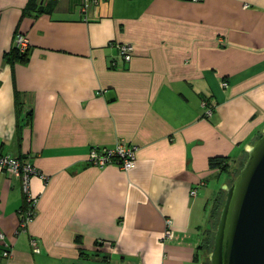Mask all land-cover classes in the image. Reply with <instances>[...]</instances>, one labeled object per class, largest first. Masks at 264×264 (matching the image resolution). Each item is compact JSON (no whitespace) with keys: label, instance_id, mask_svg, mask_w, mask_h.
I'll return each mask as SVG.
<instances>
[{"label":"crops","instance_id":"1","mask_svg":"<svg viewBox=\"0 0 264 264\" xmlns=\"http://www.w3.org/2000/svg\"><path fill=\"white\" fill-rule=\"evenodd\" d=\"M263 128L264 0H0V153L47 177L29 179L21 230L20 182L0 171V264H206L208 159L240 163ZM119 139L132 169L86 162Z\"/></svg>","mask_w":264,"mask_h":264},{"label":"water","instance_id":"2","mask_svg":"<svg viewBox=\"0 0 264 264\" xmlns=\"http://www.w3.org/2000/svg\"><path fill=\"white\" fill-rule=\"evenodd\" d=\"M244 152L236 175L221 187L209 264H264V128Z\"/></svg>","mask_w":264,"mask_h":264},{"label":"built area","instance_id":"3","mask_svg":"<svg viewBox=\"0 0 264 264\" xmlns=\"http://www.w3.org/2000/svg\"><path fill=\"white\" fill-rule=\"evenodd\" d=\"M97 3L98 0H92ZM198 1V0H193ZM84 9V8H83ZM14 48L20 53H25L28 50L29 41L28 38L21 32L17 31L13 39ZM118 51V57L128 62L131 59L133 53V46L130 43L120 42L116 43ZM226 86V82L222 83ZM212 107L207 106L205 115L210 117L212 114ZM136 145L127 144L124 140L119 139L112 146H94L88 150L86 156V162L89 165L101 168L108 163H116L121 169L129 170L135 166L136 161ZM0 171H5L12 177L19 180L21 190L24 194L25 205L19 210V229L25 230L27 225L33 220L35 216V206L38 201L37 196H32L29 189V179L32 175H38L43 180H47L44 175L34 164L29 161H25L12 155L10 153H0ZM196 189L191 190V195H194ZM165 230L163 232V239L172 240L176 238V232L173 228V222L171 218L165 220ZM2 238L3 235L0 234ZM30 243L36 248L37 242L35 239H31ZM3 256H9V250H4Z\"/></svg>","mask_w":264,"mask_h":264},{"label":"trees","instance_id":"4","mask_svg":"<svg viewBox=\"0 0 264 264\" xmlns=\"http://www.w3.org/2000/svg\"><path fill=\"white\" fill-rule=\"evenodd\" d=\"M12 53H14L15 55H19V56H24L27 52L20 54L14 47L12 49ZM208 164L211 168H217L221 173H225L229 171V157L228 156H211L208 159ZM242 165V161L239 163V167H236L234 169V172L232 173L233 175L230 177V181L232 180V178L236 175L238 168H240ZM228 180V182H230ZM222 195H218L217 197H215L212 201V205L210 208V226L209 228L206 230V235L204 238V244L203 247L206 250V264H209L208 258H207V254L209 253L210 249L212 248V239H213V229L217 223L218 220V216H219V211H220V207L223 201V190H221ZM24 207V206H23ZM101 243L96 242L95 245H99Z\"/></svg>","mask_w":264,"mask_h":264},{"label":"rangeland","instance_id":"5","mask_svg":"<svg viewBox=\"0 0 264 264\" xmlns=\"http://www.w3.org/2000/svg\"><path fill=\"white\" fill-rule=\"evenodd\" d=\"M235 166L236 167H239V163L235 162L233 164V166L231 168H229V171L228 172H225V173L223 172L221 174L219 183H216V191H218V192L216 193V191H215V193H214V195H216L215 197H217L219 194L222 195V192H221L222 189H221V187L224 185L223 184L224 182H228V180L230 181V177L233 175L232 173L234 172V169L236 168ZM233 167H235V168H233ZM211 205H212V203L209 204L208 208L209 207L211 208Z\"/></svg>","mask_w":264,"mask_h":264}]
</instances>
